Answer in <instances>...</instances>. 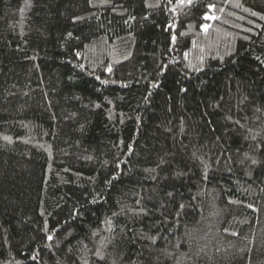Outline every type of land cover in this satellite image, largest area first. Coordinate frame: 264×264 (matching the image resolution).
<instances>
[{
	"label": "trees",
	"instance_id": "trees-1",
	"mask_svg": "<svg viewBox=\"0 0 264 264\" xmlns=\"http://www.w3.org/2000/svg\"><path fill=\"white\" fill-rule=\"evenodd\" d=\"M0 264H264V0H0Z\"/></svg>",
	"mask_w": 264,
	"mask_h": 264
},
{
	"label": "snow or ice",
	"instance_id": "snow-or-ice-1",
	"mask_svg": "<svg viewBox=\"0 0 264 264\" xmlns=\"http://www.w3.org/2000/svg\"><path fill=\"white\" fill-rule=\"evenodd\" d=\"M186 2H187L188 5H191L192 2H193V0H186ZM180 3L181 4H184L185 3V0H180ZM207 18H211V17H207Z\"/></svg>",
	"mask_w": 264,
	"mask_h": 264
}]
</instances>
